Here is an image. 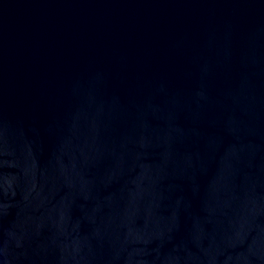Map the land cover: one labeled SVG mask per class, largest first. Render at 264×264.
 Wrapping results in <instances>:
<instances>
[{
  "label": "water",
  "instance_id": "water-1",
  "mask_svg": "<svg viewBox=\"0 0 264 264\" xmlns=\"http://www.w3.org/2000/svg\"><path fill=\"white\" fill-rule=\"evenodd\" d=\"M0 264H264V0H0Z\"/></svg>",
  "mask_w": 264,
  "mask_h": 264
}]
</instances>
